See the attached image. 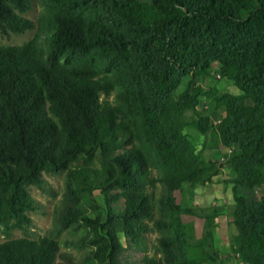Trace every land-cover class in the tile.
Listing matches in <instances>:
<instances>
[{
    "label": "trees",
    "instance_id": "16d2710c",
    "mask_svg": "<svg viewBox=\"0 0 264 264\" xmlns=\"http://www.w3.org/2000/svg\"><path fill=\"white\" fill-rule=\"evenodd\" d=\"M45 6L31 39L0 45V233L28 226L35 208L29 187L45 191V174L64 173L57 223L88 228L84 238L98 264H121L126 248L145 252L141 264H211L222 209L183 207L174 195L185 183H204L211 170L205 142L197 150L184 132L192 127L212 133L213 147L231 149L225 163L232 171L233 243L246 264H264V195L248 200L238 192H264V0H45ZM29 9V0H0V35L34 28L24 16ZM41 33L49 38L46 51ZM214 63L239 93L196 83ZM202 98L223 109L218 124L199 113ZM187 215L203 219L195 243ZM153 228L162 234L161 257L146 254ZM59 254L47 236L0 242V264H58ZM63 259L89 264L65 253Z\"/></svg>",
    "mask_w": 264,
    "mask_h": 264
},
{
    "label": "rangeland",
    "instance_id": "374dc122",
    "mask_svg": "<svg viewBox=\"0 0 264 264\" xmlns=\"http://www.w3.org/2000/svg\"><path fill=\"white\" fill-rule=\"evenodd\" d=\"M30 9L24 15L32 20L35 27L26 30L19 34H10L8 36L0 35V45H21L31 39L36 32L38 18L45 13L47 7L45 0H29ZM40 44L44 51L48 49L49 38L47 34H40ZM189 80V76L182 79L178 87V91H182ZM196 83L203 89L216 87L221 92H229L233 94L239 93V90L228 80L220 75V65L214 63L212 73L208 77H196ZM246 104L250 105L251 101L246 100ZM198 111L201 115H209L214 125L218 124L222 108H216L206 98H202L198 105ZM184 132L188 135L189 139L194 143L197 150L201 149L205 142L202 155L204 165L211 170L205 175V182L200 184L199 190L204 188L206 194L203 199L197 198L192 194V189L189 184L185 183L182 188L175 192L176 201L179 205L185 207L200 206V207H220L222 215L215 218L216 227L214 228L213 238V251L214 261L211 264H246L241 257L236 245L233 241L237 234L235 226L230 222V215L228 211L229 205L233 203L231 196V186L229 180L231 179L232 171L228 164L220 157L224 158L229 154L228 150L222 147H213L214 137L213 134L208 132L206 134H199L192 127H185ZM212 161L215 164H212ZM155 175H158L156 170H153ZM44 179L46 182V190L30 186L29 192L35 201V208L30 212L31 223L24 229H14L10 232L9 238L28 237L30 239H37L42 236L53 238L59 245V258L58 264L65 263L63 254L71 255L72 260L76 263L87 261L89 264H98L95 259L90 258L91 250L93 249L84 236L88 234L89 229L80 225L75 228L61 229L56 220V210L59 205L60 199L64 191L65 175L60 174H45ZM245 197L248 200L259 199L264 195L260 189L241 188ZM155 200L158 199L162 192L161 186L158 184L153 190ZM199 194V193H198ZM201 197V196H200ZM198 200V204L194 200ZM92 201L100 208L103 207V197L99 190H94L92 193ZM157 204V200L155 201ZM84 211L88 213V217L94 218V213L86 205ZM157 216V215H156ZM185 222L193 224L194 232L192 233V242L198 240L202 234L203 219L193 216H183ZM161 231L153 228L151 232L146 235V254L154 257H161L158 238L161 236ZM5 234L0 233V242L8 238ZM123 241V239H122ZM145 254L144 251L136 250L134 248H126L121 255V264H141V259Z\"/></svg>",
    "mask_w": 264,
    "mask_h": 264
},
{
    "label": "crops",
    "instance_id": "0c3cea01",
    "mask_svg": "<svg viewBox=\"0 0 264 264\" xmlns=\"http://www.w3.org/2000/svg\"><path fill=\"white\" fill-rule=\"evenodd\" d=\"M222 116H224V111H223V113L221 114V117H222ZM220 147H221V146H220ZM224 150H229V148H224ZM225 156H226V157H224V158L220 157V159L226 161V160H227V157H228V154L225 155ZM231 178H232V175H231ZM229 184H230V186H231V196H232V183H229ZM200 186H201V185H197V186H195V187L192 189V191H191L192 194H193L194 196H196L197 198H199V200H200V199H203V198H204V195L206 194L204 188H203L202 190L197 189V188H200ZM238 192L241 193L242 195H244V193H243L241 187L238 188ZM198 193H199V194H198ZM174 195H175V198H176V194H174ZM200 196H201V197H200ZM231 198H232V200H233V197H231ZM176 202H177V201H176ZM193 202L196 203V204H198V200H196V199H195Z\"/></svg>",
    "mask_w": 264,
    "mask_h": 264
},
{
    "label": "built area",
    "instance_id": "2783aa9c",
    "mask_svg": "<svg viewBox=\"0 0 264 264\" xmlns=\"http://www.w3.org/2000/svg\"><path fill=\"white\" fill-rule=\"evenodd\" d=\"M219 122V121H218ZM229 152L231 151V149L228 150Z\"/></svg>",
    "mask_w": 264,
    "mask_h": 264
}]
</instances>
